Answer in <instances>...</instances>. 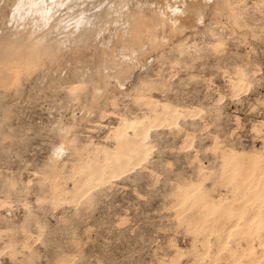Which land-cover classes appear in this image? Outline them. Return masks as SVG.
Listing matches in <instances>:
<instances>
[{
  "label": "rangeland",
  "instance_id": "rangeland-1",
  "mask_svg": "<svg viewBox=\"0 0 264 264\" xmlns=\"http://www.w3.org/2000/svg\"><path fill=\"white\" fill-rule=\"evenodd\" d=\"M33 1L0 0V264H262L264 223L239 200L251 158L264 178V0ZM123 120L160 122L143 162L55 202L78 164L121 159ZM206 202L230 210L220 229Z\"/></svg>",
  "mask_w": 264,
  "mask_h": 264
},
{
  "label": "bare ground",
  "instance_id": "bare-ground-1",
  "mask_svg": "<svg viewBox=\"0 0 264 264\" xmlns=\"http://www.w3.org/2000/svg\"><path fill=\"white\" fill-rule=\"evenodd\" d=\"M42 1L41 2L39 1L40 4H42ZM60 1V0H59ZM69 1V0H68ZM65 2V1H63ZM48 3V2H46ZM59 3V2H58ZM40 4L37 3V0L36 1H33L32 3V6H39ZM44 4V3H43ZM55 4V2H54ZM60 5V4H59ZM56 7V6H55ZM36 9V7H35ZM49 9V8H48ZM44 12V11H43ZM43 12L41 10H38V16H37V19L36 21L38 22L39 21V18L40 17H43ZM45 14V18H44V21L46 23V21H48L50 19V16H48L46 14V12L44 13ZM121 14V13H120ZM158 14V13H157ZM137 18V17H136ZM35 22V21H34ZM36 22V23H37ZM170 23V22H169ZM76 24V23H75ZM88 25V24H87ZM139 25V24H138ZM141 25V24H140ZM139 25V26H140ZM175 25V24H174ZM172 26V25H171ZM78 27V25H77ZM77 27H74L75 30H77ZM87 28V27H86ZM82 28H80L81 30ZM85 29V28H84ZM88 29V28H87ZM143 29V28H142ZM141 29V30H142ZM179 29V27H178ZM174 31V30H173ZM178 31V30H177ZM76 32V31H75ZM82 31H80L81 33ZM84 32V31H83ZM127 32V31H126ZM143 32V31H142ZM27 33V32H26ZM78 33V32H77ZM79 33V34H80ZM87 33V32H86ZM122 33V32H121ZM85 35V33H82ZM88 34V33H87ZM32 35L31 33H28V35L25 36L26 39V43L28 45L27 49H32V50H36L38 47H40L43 43V35H40L41 37L37 36L35 39L31 40L32 38ZM82 35V36H84ZM134 35V34H133ZM132 35V36H133ZM81 36V37H82ZM124 36V35H123ZM23 36H21V39H22ZM127 37V36H126ZM138 38V37H137ZM144 38V37H143ZM20 39V38H19ZM150 39V38H149ZM17 40V38L15 39ZM19 41V40H18ZM17 41V42H18ZM15 42V41H14ZM25 42V41H24ZM47 42V40H46ZM125 42V41H124ZM45 43V41H44ZM13 45V44H12ZM49 45V44H48ZM125 45V44H123ZM45 46V45H44ZM54 46V44L52 45ZM14 45L12 47H7V49H11L13 48ZM18 47V46H17ZM22 47V46H20ZM19 47V48H20ZM51 47V46H50ZM6 48V47H5ZM15 48V47H14ZM43 48V47H42ZM41 48V49H42ZM48 48V47H47ZM123 48V47H122ZM24 49V48H23ZM17 50V48L15 49ZM25 50V49H24ZM22 50V51H24ZM43 50V49H42ZM40 50V52L42 51ZM46 50V49H45ZM18 51V50H17ZM39 51V50H38ZM51 51V50H50ZM21 52V50H20ZM44 52V50H43ZM25 53V52H23ZM33 53V52H32ZM35 53V52H34ZM47 53V52H46ZM4 54V53H2ZM1 54V55H2ZM11 54V53H10ZM19 54V53H17ZM15 52H14V55H12V57H15L16 58V55ZM22 54V53H21ZM6 55V54H5ZM20 55V54H19ZM17 55V56H19ZM23 55V54H22ZM26 55V54H25ZM28 55V54H27ZM40 55V53L38 54V56ZM11 56V55H10ZM36 57V55H34ZM37 56V57H38ZM41 56V55H40ZM5 57V56H3ZM26 57V56H25ZM7 58V57H6ZM20 60L23 58H20L18 57ZM17 58V60H18ZM33 58V57H32ZM14 59V58H13ZM26 59V58H25ZM30 59V57H29ZM35 59V58H34ZM2 60V59H1ZM16 60V59H15ZM12 62V60H8V62ZM22 61V60H21ZM24 61V59H23ZM22 61V62H23ZM30 61V60H29ZM33 60H31L32 62ZM7 62V61H5ZM4 62V63H5ZM20 62V61H19ZM18 62V63H19ZM30 62V63H31ZM17 63V62H16ZM17 63V64H18ZM28 63V62H27ZM12 64H15V62H13ZM23 64V63H22ZM29 64V63H28ZM32 64V63H31ZM21 65V63H20ZM24 65L26 66L25 64V61H24ZM4 66V65H3ZM8 65H6L7 67ZM15 66H18V65H15ZM13 66V67H15ZM30 66V65H29ZM5 67V66H4ZM22 68V66H20ZM24 67V66H23ZM28 67V66H27ZM26 67V68H27ZM8 68V67H7ZM6 68V69H7ZM25 68V69H26ZM5 69V75H7L8 77L10 78H14L12 76L13 75V72L9 69L6 70ZM18 71V69L16 70ZM236 73H239V72H236ZM16 74V72H15ZM240 77H242V75H240ZM240 77H238L235 82L233 83L234 86H239L240 85ZM1 79V78H0ZM5 80H3L4 82ZM7 81V80H6ZM242 86V85H241ZM235 92V91H234ZM235 95V94H234ZM150 103V102H149ZM151 103L154 104V102L151 101ZM156 103V102H155ZM152 104V105H153ZM161 109L162 111L164 112L162 117L159 119V121L161 122L162 121V124H163V121L167 120V119H174L175 115H176V110L172 107V106H169L168 104H162L161 105ZM152 121V120H151ZM159 121H152L151 123H147L145 124L143 121H140V120H134V121H126V120H123L122 123L120 124V126L116 129V132L115 134L120 137V147H121V150L122 151H125L124 154H122L123 156L121 157L120 160L118 161H115L114 160V157L112 156L113 154L115 153H112L110 151L107 152V159L109 160L107 162V165H106V168H102L100 166H94L93 167V171L91 173H87V169H88V166H86V164H78V166L75 168V171L77 174H80L82 176H80V178L73 183V186H72V190L70 192H66L65 190H63L62 188L59 187V183L56 181L53 183L52 180H50L55 186H56V189L54 191V196L56 197L57 201H55V198L53 199L55 202H58L59 198L62 197V196H68V195H71L73 197V199L75 200L77 197H81L80 199H84L83 196H85L87 194V191L89 190V185L92 184V182L94 181H99L101 182L100 180H102L103 178H105L106 176L110 175L111 177H117L118 175H120L121 173H123L124 171L126 172V170L129 168V167H133L135 165H138L140 164V162H143V158H144V154L145 152H147V147L145 144V139L147 137V134H148V129L149 128H153V127H156L158 125H160V122ZM166 122V121H165ZM128 133H131V134H128ZM148 146V145H147ZM105 151V150H104ZM106 152V151H105ZM114 152V151H113ZM58 154V153H57ZM117 155V154H116ZM223 156V154H222ZM56 157V156H55ZM225 157V156H224ZM106 161V160H105ZM226 161H230V158L229 159H226ZM96 163V162H95ZM256 163V158H251L250 161H249V169H248V175L250 177H248L246 180H245V189L247 190L246 193H241V196H240V200L239 201H246L245 203H249L251 204V217L250 219L248 220L249 222L250 221H255L257 224H260V223H264L263 220H261L260 216L262 214H264V189H263V184H264V178H263V181L261 182L260 179L258 178L257 174H254V171H253V166L254 164ZM77 164V163H76ZM75 165V164H74ZM139 166V165H138ZM231 169V168H230ZM50 171V170H49ZM58 171V170H56ZM233 171V170H232ZM231 170L228 171L230 172L229 175L231 174L232 172ZM52 172V171H51ZM243 172V171H241ZM59 173V172H58ZM58 173L56 172V177L58 178L59 176ZM51 174V173H49ZM55 175V173H52V175ZM228 174V173H227ZM50 175V178L51 176ZM60 175V174H59ZM228 175V176H229ZM55 177V176H54ZM55 177V178H56ZM231 177V175H230ZM62 178V177H61ZM46 179V177H45ZM52 179H54L52 177ZM56 180V179H55ZM60 180V177L58 179V181ZM238 181V180H237ZM238 186H241V185H238ZM53 187V186H52ZM195 187H197V185H195ZM242 187V186H241ZM197 188H190V189H186V190H182L180 192V203L181 204H188L190 202H193V201H197V199H194V198H191L192 195H195V191H196ZM244 189V190H245ZM240 193V192H239ZM53 194V193H52ZM86 197V196H85ZM223 197V196H222ZM66 199L68 197H65ZM236 198V197H235ZM69 199V198H68ZM220 199H221V196H220ZM224 200H226L225 198H223ZM61 200V198H60ZM73 200V201H74ZM77 200V199H76ZM221 201V200H220ZM223 201V200H222ZM76 202V201H75ZM245 203H244V206L242 204V208H246V205L245 206ZM203 210H206L207 211V219L208 221H214V224L216 226L217 229H220V225L218 224V221H220V218L221 217H227L228 215H230V210H228L226 207L223 211H218L216 208L213 207L212 203L211 202H206V203H202V205L200 206ZM243 213V212H242ZM264 216V215H263ZM236 217V221L240 219L241 215H237L235 216ZM247 217V216H246ZM234 222L232 224H230V230L234 231L235 230V227L237 226V222ZM240 221V220H239ZM247 222V224L249 223ZM259 227V226H258ZM256 228V227H255ZM227 229V228H226ZM232 231H229V232H225V238H223V240L226 242V238L227 235L230 236V235H233V233L235 232H232ZM218 233V232H217ZM246 233V231H245ZM263 233V231H262ZM224 234V233H223ZM209 235V234H207ZM206 237V236H205ZM253 237V236H252ZM263 239H262V243L264 244V235H262ZM223 240L222 241V245L226 244L224 243L223 244ZM255 240V238H254ZM203 241H207V240H204ZM252 242V241H250ZM221 243V242H220ZM261 243V244H262ZM206 245V243H205ZM249 245V244H248ZM207 247V246H206ZM250 247V246H249ZM253 248V247H252ZM249 249V248H248ZM247 249V250H248ZM251 249V248H250ZM234 250V249H233ZM249 253V252H248ZM246 254V253H245ZM243 255V254H241ZM244 256V255H243ZM246 256V255H245ZM214 257V256H213ZM68 262V261H67ZM262 262V261H261ZM65 263V262H64ZM62 263V264H64ZM69 264V263H67ZM211 264V263H210ZM253 264H258V262L256 260H254V263ZM264 264V261L263 263Z\"/></svg>",
  "mask_w": 264,
  "mask_h": 264
}]
</instances>
